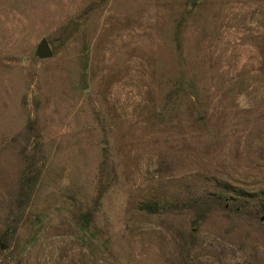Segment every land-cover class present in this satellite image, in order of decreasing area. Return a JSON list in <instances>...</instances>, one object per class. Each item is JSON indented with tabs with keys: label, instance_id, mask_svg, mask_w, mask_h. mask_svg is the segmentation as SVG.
Masks as SVG:
<instances>
[{
	"label": "rangeland",
	"instance_id": "1",
	"mask_svg": "<svg viewBox=\"0 0 264 264\" xmlns=\"http://www.w3.org/2000/svg\"><path fill=\"white\" fill-rule=\"evenodd\" d=\"M0 264H264V0H0Z\"/></svg>",
	"mask_w": 264,
	"mask_h": 264
},
{
	"label": "water",
	"instance_id": "2",
	"mask_svg": "<svg viewBox=\"0 0 264 264\" xmlns=\"http://www.w3.org/2000/svg\"><path fill=\"white\" fill-rule=\"evenodd\" d=\"M33 55L39 59L49 58L53 55L52 48L47 38L42 37L37 43Z\"/></svg>",
	"mask_w": 264,
	"mask_h": 264
}]
</instances>
